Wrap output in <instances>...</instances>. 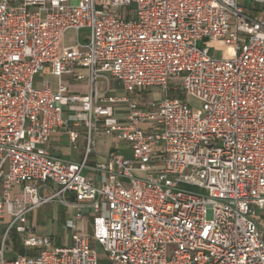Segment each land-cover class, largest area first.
Here are the masks:
<instances>
[{
	"label": "built area",
	"instance_id": "built-area-1",
	"mask_svg": "<svg viewBox=\"0 0 264 264\" xmlns=\"http://www.w3.org/2000/svg\"><path fill=\"white\" fill-rule=\"evenodd\" d=\"M262 12L250 17L238 0H0V264H100L92 239L108 264H264ZM81 29L90 31L85 43ZM70 30L76 43L63 46ZM206 41L228 56H214ZM47 68L55 81L37 85ZM80 68L89 71L85 95L65 79L85 80ZM103 77L127 95L99 90ZM153 88L161 100L139 98ZM120 103L125 118L115 115ZM67 108L85 113L80 162L48 149L68 126ZM99 131L131 155L114 145L91 178L84 168ZM51 202L73 212L68 243L28 225ZM13 229L32 253L8 259Z\"/></svg>",
	"mask_w": 264,
	"mask_h": 264
},
{
	"label": "crops",
	"instance_id": "crops-1",
	"mask_svg": "<svg viewBox=\"0 0 264 264\" xmlns=\"http://www.w3.org/2000/svg\"><path fill=\"white\" fill-rule=\"evenodd\" d=\"M80 1L81 0H69V3L78 4ZM238 2L245 14H247L252 18L260 19V17L263 14L262 11L264 9V4L255 3L253 2V0H238ZM130 16L131 14L127 11L126 17H130ZM64 39L65 36L62 39L63 46H71L76 43V35H75V43L73 44L70 45L65 44ZM78 71L80 74L86 77L85 80L77 81L70 76H67L65 79L68 84V89L70 93L85 95L89 92V80H88L89 71L86 68H80ZM44 73H47L48 75L47 79H51L53 82L55 81V79L51 77L49 74V68H47L44 71ZM38 85L41 86L42 83H39ZM97 86L101 91L107 90L109 96L124 97L127 95L121 84L112 77H107V78L103 77L98 79ZM128 113H129L128 104L120 103L115 105V115L117 117L125 118ZM78 115L79 116L81 115V117L83 118L85 116V113L81 111L70 110L68 108L65 110V117L67 119L68 126L55 130L48 144V149L53 155L74 162H80L84 159L86 155V145H87L86 138H87L88 128L85 125V123H83L82 121L80 123H77ZM72 131H76L79 133V136L75 141H73L70 136ZM114 145H117L119 150L122 153H124L126 156L131 155L130 149L125 142H120V141L115 142L114 136L107 134L104 131L96 132L94 150L88 155L87 166L84 168V174L91 178H94L95 172L93 170V167H95L97 164L103 163L108 158ZM53 203H55L57 207H59V209L62 208L63 211L68 212L69 215L68 220L72 219L73 212L71 210H68L59 202H53ZM36 220H37V214L35 210L28 217V225L33 228L34 232H36L37 230ZM5 225H6V220L5 219L1 220L0 239H1V235L4 232ZM16 254L18 253H16L13 250V252H10L8 254V257L14 258Z\"/></svg>",
	"mask_w": 264,
	"mask_h": 264
},
{
	"label": "rangeland",
	"instance_id": "rangeland-1",
	"mask_svg": "<svg viewBox=\"0 0 264 264\" xmlns=\"http://www.w3.org/2000/svg\"><path fill=\"white\" fill-rule=\"evenodd\" d=\"M132 9L135 10L136 6L133 5ZM89 34L90 31L88 29H81L79 31L80 41L82 43H85L86 42L85 36H88ZM75 35H76L75 31H69L65 35V39H64L65 44L70 45L75 43ZM199 45L203 46V42H200ZM204 45L209 46L211 48L212 54L215 50H218L220 48H225L224 45L212 41H206ZM213 55L218 58H225L228 56L227 53L221 54L220 52L214 53ZM47 78H48L47 73L41 72L36 78V84L38 85L39 83H42ZM173 81L175 82L176 80ZM163 94L164 93L159 88H153L151 91L145 92L144 94L139 96V98L141 100H147V101L148 100L159 101L162 99ZM181 94L183 97H185L186 102L192 107L194 111L199 113L203 112V104L201 100L191 95H187L184 93ZM170 95L174 96L177 95V93L171 92ZM197 191L201 192L200 189H197ZM36 214H37V220H36L37 230L35 233L38 237L47 236V235L51 236L54 243H59L61 245L64 243H68L69 240H71L73 235L72 231L70 228L66 227L69 218L67 211H63L62 208L59 209V207H57L55 203L51 202L38 208L36 210ZM256 214L258 215V218L261 221L260 224L264 226V208L257 209ZM208 217L211 218V212L208 213ZM89 234L91 237H93L94 231H93L92 223L90 224ZM10 237L12 242L9 243V245L16 253L18 254L32 253L31 249L25 248L21 235L16 231V229H13L10 232ZM92 245L94 249H96V251L98 252V256L100 258V264H108L106 253L103 251L101 246L98 245L96 241H94V239H92Z\"/></svg>",
	"mask_w": 264,
	"mask_h": 264
}]
</instances>
